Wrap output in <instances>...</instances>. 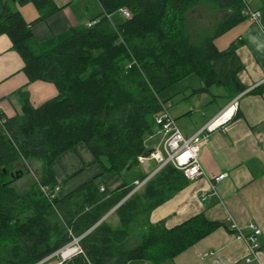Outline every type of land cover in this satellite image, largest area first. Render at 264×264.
<instances>
[{"label":"trees","instance_id":"16d2710c","mask_svg":"<svg viewBox=\"0 0 264 264\" xmlns=\"http://www.w3.org/2000/svg\"><path fill=\"white\" fill-rule=\"evenodd\" d=\"M11 1L0 0V35L10 38L23 59L28 79L24 87L49 82L58 95L38 107L25 98L22 113L4 119L0 264H38L70 241L69 230L77 236L85 234L116 207L82 241L92 264H163L220 228L222 223L210 221L203 213L171 229L150 222L152 212L190 182L171 164L135 192V183L126 182L115 191H101V178L132 170L150 152L147 140L160 128L159 100L168 90L191 76L204 84L199 93L230 83L228 77L238 66L237 41L221 51L215 40L247 20L243 1L99 0L102 12L86 26L43 44L36 41L32 26L62 7L53 0H18L40 12L38 19L27 23L21 12L10 9ZM202 4L228 16L212 36L196 43L187 18ZM121 9L128 10L130 17L122 15ZM171 100L167 97L165 102ZM81 143L90 149L102 174L51 203L40 188L60 186L52 166ZM31 165L38 176L25 190L17 185L24 176L13 181L10 174L24 168L28 175ZM114 217L116 225L111 222ZM68 264L88 262L77 256Z\"/></svg>","mask_w":264,"mask_h":264},{"label":"crops","instance_id":"0c3cea01","mask_svg":"<svg viewBox=\"0 0 264 264\" xmlns=\"http://www.w3.org/2000/svg\"><path fill=\"white\" fill-rule=\"evenodd\" d=\"M53 2L62 9L47 20L32 26L33 35L41 44L72 29L86 26L93 17L102 12L99 0H53ZM251 5L261 11V22L258 26L245 20L233 28L246 25L235 39L238 66L235 65V72L229 75L232 78L228 77L230 83L214 85L202 93L209 94L211 100L207 110H202L201 116H195L193 113L196 108L194 105L176 109L175 113L172 112L173 106L170 110L175 120L180 118L179 129L187 138L200 132L236 98H239L238 112L226 129L220 128L207 136L200 154L205 174L197 180L190 181L185 189L156 208L150 217L152 224L160 223L171 229L203 213L210 221L220 222L222 226L173 260L163 264H246L247 245L239 241L234 232L229 230L230 219L247 233L250 232L251 225L261 229L260 262L264 264V90L259 91L264 89V0H252ZM9 7L12 11L21 12L27 23L34 22L40 17L39 10L33 4L21 5L18 0H12ZM227 16V12H220L214 18L222 21ZM234 42L225 50L219 49L217 43L216 45L219 50L226 51ZM23 67V59L13 49L10 38L7 35H0V138L7 133L4 119L21 114L25 98H29L36 107L35 93L41 95L40 105L58 95L55 86L49 82L37 81L24 87L28 79ZM214 87L227 90L224 96L229 98L228 101L225 100L216 106L211 105L218 97L212 93L211 89ZM242 87L244 89L240 91ZM160 139L161 137L155 134L148 138L147 146L151 143L155 148ZM157 166L153 160L140 161L139 166L132 170L121 174H104L101 180L105 189L115 191L124 182L135 183L141 175L152 176ZM52 171L61 186L60 198L69 196L102 174L101 166L95 162L93 154L84 143L61 155L53 164ZM220 174H227V177L217 184V195L203 200L201 196L210 188V178ZM111 222L116 225L118 220L114 217ZM127 264L151 263L130 261Z\"/></svg>","mask_w":264,"mask_h":264},{"label":"built area","instance_id":"2783aa9c","mask_svg":"<svg viewBox=\"0 0 264 264\" xmlns=\"http://www.w3.org/2000/svg\"><path fill=\"white\" fill-rule=\"evenodd\" d=\"M242 1L244 4L243 14L247 21L259 26L262 18L261 11L251 5L252 0ZM120 13L125 17H130V13L126 9H121ZM238 100L239 98L234 99L225 110L210 121L200 132L187 138L183 135L177 126L176 120L170 114L169 108L172 107V102H165V100L160 99V105L164 110V113L157 118V124L160 127L157 134L161 137L160 142L147 155L141 156L139 160L141 162L153 160L157 163L158 166L153 175L166 165L171 164L177 170L183 172L189 181L197 180L205 174L201 165L200 154L207 136L220 128L226 129V126L238 112ZM152 176H148L143 181L137 180L135 182L136 188L133 192L142 188ZM226 177L227 174L213 175L210 178V188L202 194L201 198L206 200L209 197L217 195V184ZM40 190L52 203L54 199L59 197L61 186H57L54 189L41 186ZM104 190L105 187L102 186L101 191ZM229 223H231L229 230L234 232L235 237L239 241H243L247 245L248 255L245 258L246 264H261L260 250L262 246L259 240L262 234L261 229L255 225H251L250 232L247 233L238 224L233 223L231 219ZM89 232L77 236L72 230H69L70 241L38 264H49L51 262H54V264H68L77 256L85 257L88 264H92L86 257L85 250L82 246V241Z\"/></svg>","mask_w":264,"mask_h":264},{"label":"rangeland","instance_id":"374dc122","mask_svg":"<svg viewBox=\"0 0 264 264\" xmlns=\"http://www.w3.org/2000/svg\"><path fill=\"white\" fill-rule=\"evenodd\" d=\"M220 12L223 13L225 11L215 10L211 4H202L199 8L193 9L190 12L187 22H189L188 24L191 26V31L193 32V37L196 43L202 42L206 37L212 36L213 33L217 31L218 25L223 20L220 21L219 18H214V16ZM244 26L246 25L243 24L239 28L228 31V33L218 38L216 43L219 49L225 50L233 41H236L235 39L239 35V31L242 30ZM203 85V82L198 77L191 76L168 90L160 97V99L165 100L167 97H172L173 113H175L176 109L180 110L181 107L194 105L196 108L193 110V113H195V116H201L202 110H207L211 100L209 94H202L197 91V89L201 88ZM211 90L212 93L218 95L211 105L216 106L221 102L224 103L225 100L228 101L229 98L224 96L227 93V90L225 91L224 88L214 87ZM40 98L41 95L35 93L34 99L36 107L40 106ZM171 108L172 107H170L169 110H171ZM163 113L164 110L162 109L161 114ZM179 119L180 118L176 120L178 127L181 126ZM147 147L150 150L154 149L153 144L151 143L148 144ZM30 169L31 172L28 175H23L24 177H22L17 183L20 188L25 190L30 188V185L34 182V177H36L35 175L38 176L37 170L34 169L33 165H31ZM139 231H143V228H139Z\"/></svg>","mask_w":264,"mask_h":264},{"label":"water","instance_id":"95a60500","mask_svg":"<svg viewBox=\"0 0 264 264\" xmlns=\"http://www.w3.org/2000/svg\"><path fill=\"white\" fill-rule=\"evenodd\" d=\"M13 1H15V0H13ZM24 172H25V171H24V168H20V169L17 170L16 172H12V173L10 174V176H11V178H12L13 181H15V180H19V179L24 175ZM116 208H117V207H116ZM116 208H114L112 211H110V212H109V213H108L103 219L100 220L99 223L103 222V221H104V220H105V219H106V218H107V217H108L113 211H115ZM99 223H98V224H99ZM98 224H97V225H98ZM97 225H96V226H97ZM96 226H94L92 229H94ZM92 229H91V230H92ZM91 230H90V231H91Z\"/></svg>","mask_w":264,"mask_h":264}]
</instances>
